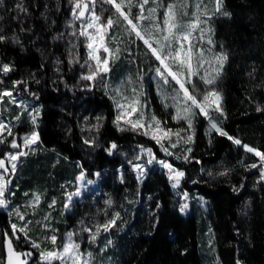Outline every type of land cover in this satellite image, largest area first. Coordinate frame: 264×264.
I'll list each match as a JSON object with an SVG mask.
<instances>
[{
  "label": "trees",
  "instance_id": "16d2710c",
  "mask_svg": "<svg viewBox=\"0 0 264 264\" xmlns=\"http://www.w3.org/2000/svg\"><path fill=\"white\" fill-rule=\"evenodd\" d=\"M20 3L3 0L1 6L0 35L7 39L0 41V59L12 67L1 77L7 88L23 81V93L43 107L38 127L42 148L29 160L32 165L28 172L17 173L13 181H19L22 189H44L43 205H47L51 196L61 192L63 182L74 177L76 166L89 175L100 171L105 176L100 185L114 196L116 208L127 218L125 226L119 224L112 229L119 231L114 264H215L214 254L208 259L199 251V242L204 244L203 222L196 211L187 216L179 212L177 197L164 171L151 168L143 183L136 178L119 180V169H124L128 179L132 174L128 164L132 156H125L124 151L132 154L145 144L160 158L165 155L155 139L130 129L121 131L114 123V99L104 82L99 81L92 90L81 88L82 68L75 62L68 63L73 0H22L26 12L17 7ZM222 11L231 15L214 16L212 37L215 50L225 51L228 56L217 83L222 93V128L228 135L208 133L207 119L199 114L189 159L182 157L179 161L171 156V160L185 172L183 189L210 202L208 216L204 214L216 233L218 264H264V181L255 182L259 172L248 171L247 164L257 158L243 147L264 152V0H223ZM14 36L19 43L12 39ZM120 43L122 54L129 60L119 65L114 77L122 76L124 87L130 88L126 75L130 70L139 88L150 86L149 99L162 127L183 124L172 118L174 109L166 107L155 92L150 73L157 63L143 41L127 36ZM77 50L79 56L86 54L84 45L79 44ZM30 130L27 123L13 128L0 146V155L11 148L12 141H18V135ZM229 136L242 144L237 145ZM89 139H94V145L85 143ZM113 143L117 148L109 154L107 149ZM225 171L227 175H220ZM108 172L114 184L106 181ZM242 184L244 187L237 191ZM129 197L133 201L127 203ZM59 205L52 213L58 245L81 212L78 204L75 214H63V201L59 200ZM0 223L7 232V213H0ZM42 230L45 234L41 223L33 224L28 235L15 243L16 249L32 253L26 256L27 264H36L40 249L53 248L44 237L39 239ZM32 241L39 242L41 248L32 247ZM204 246L214 251V235L211 248ZM7 253L1 242L3 261Z\"/></svg>",
  "mask_w": 264,
  "mask_h": 264
},
{
  "label": "rangeland",
  "instance_id": "374dc122",
  "mask_svg": "<svg viewBox=\"0 0 264 264\" xmlns=\"http://www.w3.org/2000/svg\"><path fill=\"white\" fill-rule=\"evenodd\" d=\"M77 2L78 0H73V10H72V14H71L69 24H68V27L70 30L69 34L71 37V42H70L71 52L68 53V63L71 64L75 62L76 65L82 68L83 71L80 73L81 74L80 78L82 79L83 76H87L90 74V68L94 69L95 63H96L95 60L91 59L89 56V53L91 51V49L87 47L89 43V38L87 36L80 35V32L82 30H85L86 25L91 21L93 11H95L96 15L101 17V23L106 22L107 18L109 17H112L114 20L117 21V24L114 27V29L108 34L109 37L115 34L117 37L116 42H113L110 38L106 39V44L110 49H114L116 46H119L121 49L120 42L124 43L125 39H127V36L129 35L125 29L124 22L120 20V18L117 16L115 8L112 5L105 3L104 0H95V4L92 3V0H82V4L84 2H89V10H88L87 17L85 19H82L79 15L80 10L82 8H76L75 5ZM117 2H120V0H117ZM172 2L173 0H170V1L157 0L158 4H161L164 6ZM196 2L197 0H186V3L188 4V7L186 9L188 15L180 17V21H179L180 24L183 25L188 20L191 19L192 13L195 11L194 5ZM157 3H153L152 0H149V4L146 5V9L149 7H157ZM2 4H3V0H0V10H1ZM204 4L207 5L208 11L211 13L214 8L213 4L207 0H204ZM124 10L127 12V8H125ZM137 13H138V9L136 7H133L132 16L135 17ZM163 14H164V8L159 7L157 11V16L159 17L161 21L163 19ZM214 16H212V18L208 22V27H211L212 30H213L212 22H213ZM149 23L150 22L144 23V28L146 30L149 28ZM202 27L204 26L202 25ZM86 30L92 36L96 35L95 28H90ZM182 30L183 29H178V31H182ZM73 33H75V35H73ZM132 37L136 38L134 34L130 36V38ZM198 37H199V31L193 33L192 43L194 44L195 49H198L200 47H203L205 49V57L209 61H212V57L214 54L219 53V52H225V51H216L214 48V43L212 45H209L207 43L208 34L205 35V39L203 41H200ZM211 39L213 41L212 34H211ZM96 42L98 43V40ZM79 44L84 45L85 52H86L85 55L82 54L81 56H79V52L77 50V46ZM209 48H212L211 53L207 51V49ZM97 54L101 57V59L107 56V53H105L103 49H100ZM127 59L129 60V58L126 55H123L121 51L119 59L114 60V61L110 60L109 62L110 71L108 73H101L100 75L96 77L95 80H91V81L82 79L84 81V84H82L83 86H81V88L83 90H92L94 89V87L97 85L99 81L104 82L106 89L109 91L108 94L112 96L114 99V104L116 108V117L118 114H120V111H121L120 109L117 108V102L122 103V104H127V100H125L124 98L127 97L129 100L132 99L134 95L133 89H136L138 93H141V95L139 96V100H140V104L143 105L144 107L140 108L139 111H142L144 113L145 123H146L148 118L151 117V114L147 110V107L151 110L152 115L154 114L156 116L154 112L153 104L151 103L149 99L150 90H151L150 86L145 84L143 89L139 88L138 83L134 82L135 75L130 70H128L126 74V75H129L127 79H129V82L131 84L130 88L124 87L125 81L122 76L114 77L119 65H123V63ZM156 63L157 64L155 65L154 69L150 73V80L151 81L154 80L155 82V83L153 82L155 92L157 94H160L164 103L167 104L168 106H171L175 111L172 98L175 96L176 90H178V85L174 81H171V80L169 81V84L167 85L163 84L162 80H160L156 76L155 69L157 67H161V65L159 64L157 60H156ZM4 64L5 63L0 59V67H2V65ZM213 66H215L214 62H213ZM205 69L210 73L212 72V67L205 65V68L200 70L201 74H203ZM173 70H176L175 67L173 68ZM9 72L4 73L0 71V123H3L7 126L6 129H0V132H2V135H0V146L6 138H9L11 136L9 135V130L12 133L13 128H15L16 126L23 124V123H27L31 127V130L29 132L23 133V135L17 136L18 141L16 143L21 146L20 148L12 147V142H11L10 144L11 148L4 151V153L0 155V159H3L5 161V165L8 169V171H5L4 169H0V173L4 175L5 180L10 181V183L7 186V190L5 192V199L8 202L7 207L0 206V213L5 212L8 215V223H9L8 226L9 227H8V231L5 232L2 230V227L0 225V243L2 242L3 245H5V247L7 248V241L9 238H11L12 247L13 249H15L16 241L21 240L23 236L24 237L27 236L29 233L28 231L33 224L37 225L39 223H41L43 226L45 224L48 225L47 228L44 227L45 234L46 232H49L48 236L56 235L55 226L52 222V213L60 208L59 200H61L63 201V205H62L63 214H68V213L75 214L76 206L78 204L80 205L79 208L82 212V213L80 212L79 214H76L75 220L72 223L73 226L67 229V232L64 236V241L66 240L68 233H75V235L73 236V240L77 244L80 245V251L85 253V259H88L87 253L92 254L91 259H90V264H114L115 262L114 252L117 250V244H116L117 235L116 234L119 231L112 232L113 231L112 229L118 226L119 224L122 226H125L127 224V218H126V215L123 214L122 211L116 208V202H115L114 196L110 192H107L105 189H103L102 186L100 185L102 179L105 178V176L100 171H96L93 175H89V173H87L86 170L80 168L79 166H76V173L74 177H72L71 180L68 179L67 183L63 182L62 184L63 188H61L60 190L61 192L58 195L51 196V198L48 199L47 201V205H43V201L45 197L43 195L44 189L39 188L38 186H36L35 188H31V189L29 188L22 189L19 181H17V183L13 181V179L17 176V173L19 176V175H24L25 173L28 172V170L31 168V165H32V163L29 160L35 155H37L38 152L41 151L42 146L40 142V136H39L38 142L35 145H32L30 147H25L23 142H24V137L30 136L33 131L38 132V127L40 123L39 120L43 112V107L40 104H38L37 101L34 100L32 97L23 93L22 91L23 87L21 83L16 84L15 82L17 81H15L11 88H7L6 86H4L1 75L8 74ZM146 73L147 72L145 71V74ZM220 75L217 78L214 86H206L199 79V77L194 76L192 78V83L195 85V89L193 90L192 88H190V91H192L193 95H196L197 99L200 100L202 99L203 94L206 91L210 90V87H214L215 90L218 91L222 97V93L218 89V86H217V83L220 80L219 79ZM139 80L141 81L140 77H139ZM83 81H79V84H81ZM137 89L143 90V91L140 92ZM5 92H11L12 95L11 96L3 95ZM165 97H167L168 99L165 100ZM220 107L222 109V112L216 111L214 108L208 109L209 111L208 117L201 114L198 109H193V111L195 112V115L193 117L192 129L189 132L181 133V135L182 136H186L189 134L193 135V133L195 135L196 122H197V118L199 114H201L207 119L206 130L208 133L216 131L214 129H211L212 122H215L217 126L221 130H223L222 121H221L223 117L222 100L220 102ZM37 112H38V115H37ZM32 116H36L35 123H33L32 121ZM17 117H19V119H17ZM138 118H139V112L133 113L130 116H125L121 120L119 127L123 128L124 130L125 129L132 130L131 126L128 125L125 121L128 119L135 121ZM176 122L178 123L183 122V124H179L177 126L172 125L171 127L167 125V126H164L163 128L172 129L174 131L177 129L187 128V122L185 120H180ZM133 131L144 133L143 130H133ZM148 136L152 138L151 135H148ZM89 141H90V144L94 145L95 142L91 143V141H94V139H89ZM171 143H176L175 137H173ZM164 147H167L169 149V152L171 153V155H169L168 152H165L163 148L160 146L161 152L165 155V157L163 158H160L157 155V153L152 149V147L147 146L145 144L140 145L138 151L137 152L133 151L132 154L129 153L128 151H124L125 156H130V155L132 156V159L128 162L132 174H131V177L128 179V177H126V172L124 171V169H119V180L128 182V180L136 178L137 180H139L140 183H143L144 180L147 178L148 173L151 168L153 169L159 168L162 171H164L167 174L168 180L172 184L173 192L177 197L179 212L182 215L187 216L191 214L192 212L196 211V213L198 214V218L200 217L201 221L203 222V226H204L203 231H202V239L204 240V244H206L210 248L213 244V235H214V251L212 252L210 249H207L204 246V244H202V242L200 241L199 242L200 254H202L203 258H205L204 255H206L208 259L210 258V256H212V254H214L213 258L215 256L217 260L220 261L218 247L216 243V233L212 225H211L212 227L211 229L210 224H209V219L207 217L208 212L210 210V202L206 197L196 192L183 189L182 186H183V179L185 176V172L182 169H180L178 166H176L171 160V156L176 157V159L180 161L182 160V157H184L185 155H189L190 153H187L185 150L187 148L192 149V142L186 144L183 140H181L179 143H177V146L175 148H172L170 147V142L165 140ZM147 149H151V153H152L151 156L148 154L147 151H145ZM244 150L246 153L254 155L257 158V161L247 164L248 171L257 170L259 172V174L255 177V182L264 181L260 179V176H261V168L259 167V165H261L260 158L256 156L254 153L248 152L245 148ZM21 151L27 152L28 154L26 156H20L19 159L14 162L9 160L8 158L9 154H16ZM149 159H151L152 161L151 163H148ZM160 161H164V163L166 164H171L174 169L184 172V176L180 179L179 184H176L174 186L175 182L170 179L169 169L164 167L163 164L159 163ZM12 163L16 164L15 171H12V168H11ZM137 164L141 165L142 169L135 168L134 166ZM252 164H257L258 167L251 168L250 166ZM141 171H142V175H141ZM81 172H83L84 174L82 180L78 179L81 175ZM97 173H99L98 176L96 175ZM110 175H111L110 172L106 174V181H109L110 183L114 184L115 180H112ZM89 181H91L92 183H89ZM243 187L244 185L242 184L236 189L237 191H241ZM18 191H20L21 194H18L17 193ZM77 192L79 193L78 195L75 194ZM25 194H28L26 198L24 197ZM36 194L40 195V201L38 204H34V199H35ZM70 195H71V200L69 201ZM53 200L55 201L54 205H52ZM108 201H111V204H108L107 203ZM127 201H128L127 203L132 202L133 201L132 197H129ZM185 204L187 205V207L185 208L183 212H181L180 211L181 206ZM49 205H52V206L49 207ZM65 205H67V207H65ZM117 213H119L118 218L116 217ZM45 217H48V219L45 220ZM112 219L116 220L115 225L111 227L108 231H104L101 228L98 234L96 235L95 240L91 239L92 233H89L88 231L84 230L86 228H91L92 232L95 233L97 230V226L103 225ZM199 224L201 228L202 226L201 222H199ZM12 225H16L15 230H13ZM21 228L25 229V231L21 232L20 231ZM45 234L42 230L38 234L39 239L41 237L45 238ZM200 236H201V233H200ZM17 237L19 239H17ZM48 243L51 246H53L50 242ZM60 245L56 243V245L53 246V248L59 247ZM53 248L51 249L47 248V250H52ZM42 249H45V248H42ZM42 249H40V251ZM217 260L214 261L215 264H218ZM4 262L5 261H3V259L0 256V264H4ZM37 263L45 264L44 261L40 260L39 254H38L36 264ZM53 264H60V262L54 261ZM239 264H243V263L239 262Z\"/></svg>",
  "mask_w": 264,
  "mask_h": 264
},
{
  "label": "snow or ice",
  "instance_id": "6c2138e0",
  "mask_svg": "<svg viewBox=\"0 0 264 264\" xmlns=\"http://www.w3.org/2000/svg\"><path fill=\"white\" fill-rule=\"evenodd\" d=\"M105 3L112 5L115 8L117 16L124 22L125 29L129 36L135 35L136 39L143 41L144 45L147 47L148 51L151 55L159 62L161 67H157L155 69L156 76L162 80L163 84H169V81H174L178 85V90H176L175 96L173 99V106L175 107V115L172 117L176 121L185 120L187 122V128L183 129H164L162 127V121H160L154 114L148 118L145 123V116L142 111H139L140 108L144 106L140 104L139 96L141 93H138L136 89H133V97L132 99L127 100V104H122L117 102V108L120 109V114L117 115L114 123L119 127L121 120L125 116H130L133 113L139 112V118L135 121L128 119L125 122L131 126L132 130H143L145 135H151L153 139L156 140L158 144L163 148L165 152H168L169 149L164 147V141L167 140L170 142V147L175 148L177 143L183 140L186 144L191 143L193 141V135L189 134L186 136H182L181 133L189 132L192 129L193 125V117L195 112L193 109H198L201 114L208 117L209 111L208 109H215L216 111H221L220 102L222 97L218 91L215 90L214 87H210V90L206 91L202 99L198 100L196 95H193V92L190 91V88L195 89V85L192 83V78L194 76L199 77V79L206 86H214L217 78L221 74L223 70L224 63L227 61L228 56L225 52H219L213 55L212 61H209L205 57V49L200 47L195 49L194 44L192 43L193 33L199 31L198 39L203 41L205 39V35L208 34L207 43L209 45L213 44L211 39V34L213 30L211 27H208V22L212 18V16L216 14H222L224 16H230L231 14L227 11L223 10V0H210L213 4V11L210 13L208 11L207 5L204 4V0H197L194 5L195 11L192 13V17L185 24H180V17L188 15L186 9L188 4L186 0H173L172 3L167 4L166 6L158 4L157 0H152L153 3H157V7H149L146 9V5L149 4V0H104ZM92 3L95 4V0H92ZM76 8H83L87 10L89 5L87 3L82 4V0H78L76 3ZM20 11L26 12L27 9L23 6L22 0L21 3L17 5ZM136 7L138 9V13L135 17L132 16V8ZM159 7L164 8V14L162 21L157 16V11ZM127 8V12L124 10ZM147 12V14H146ZM80 16L84 15V11L82 10L79 14ZM79 18V17H77ZM149 23V28L146 30L144 28V23ZM117 21L112 17L107 18L106 22L101 23V17L96 15L95 11L92 12V19L86 25V29L95 28L96 35L92 36L87 32V30H82L80 35L87 36L89 38V43L87 47L91 49L89 56L91 59L95 60L94 69L90 68V74L87 76H83L82 79L86 80H95L98 75L101 73H108L110 71L109 62L110 60L114 61L120 58L121 49L119 46H116L114 49H110L106 44V39H111L113 42H116L117 37L115 34L109 37V33L116 26ZM202 25L204 27H202ZM178 29H183L182 31H178ZM2 31V29H0ZM75 35V33H73ZM7 39L4 35H0V41H4ZM12 39L19 43V39L17 37H12ZM98 40V43L96 42ZM100 49H103L107 56L103 59L97 54ZM195 49V50H194ZM208 52H212V48L207 49ZM213 62L215 66H213ZM205 65L212 67V72H208L206 69L201 74V69L205 68ZM175 67L176 70H173ZM12 70V67L8 64L2 65L0 67V71L7 73ZM142 79V77H141ZM16 84L24 83L23 81H17ZM119 91V90H117ZM3 95L11 96V92H5ZM168 98L165 97V100ZM168 106L167 104L165 105ZM260 111L261 109H257ZM38 115V112H37ZM19 119V117H17ZM100 119L99 117L97 118ZM32 121L35 123L36 116H32ZM6 125L0 123V129H6ZM95 127V126H94ZM211 129L219 132L220 135L227 136L228 134L221 130L215 122L211 123ZM121 131L124 129L121 128ZM2 135V132H0ZM9 135L11 132L9 130ZM173 137L176 138V143H171ZM229 139H234L229 136ZM39 140V133L33 131L30 136L24 137V146L30 147L35 145ZM94 143V141H91ZM85 143H90V141H85ZM234 143L240 145L242 142L239 139H234ZM12 147L20 148L21 146L16 143V141H12ZM243 147L248 151L254 153L256 156L260 158L261 165V176L260 179L264 180V152H260L255 148H252L248 145H243ZM117 145L115 143L111 144V146L107 149L109 154H111L112 150L116 149ZM151 156V149L145 150ZM187 153H191V148H187L185 150ZM28 153L21 151L16 154H9L10 161H16L20 156H26ZM183 159L188 160V155H185ZM151 159L148 160V163H151ZM159 163L163 164L164 167L169 169L170 179L179 184L180 179L184 176V172L174 169L171 164H166L164 161H160ZM137 169H142L141 165L134 166ZM251 168H257V164H252ZM12 171H15L16 164H11ZM0 169H4L8 171L5 161L0 159ZM83 172L78 179H83ZM97 176L99 173L96 174ZM142 175V171H141ZM211 175V173H209ZM220 175H227V171L220 173ZM10 181L5 180V177L2 173H0V206L7 207V200L5 199V192L7 190V186ZM89 183H92L89 181ZM78 195L79 193H75ZM71 200V195L69 196V201ZM40 201V195L36 194L34 199V204H38ZM111 204V201L107 202ZM55 204L53 200L52 205ZM52 205H49L51 207ZM67 207V205H65ZM187 205L181 206L180 211L183 212ZM116 217H119V213L116 214ZM23 218V217H21ZM48 217H45L47 220ZM116 223L115 219L108 221L103 225L97 226V230L95 233L92 232L91 228L84 229L89 233H92L91 239L95 240L96 235L99 230L102 228L104 231H108L111 227H113ZM44 227H48L47 224ZM13 230L16 229V225H12ZM21 232H24L25 229L21 228ZM75 233H68L67 238L59 247H54L52 250L42 249L39 252V257L41 261H44L45 264H53L54 261H59L60 264H90L91 253H87L88 259H85V253L80 251V245L77 244L73 240V236ZM17 239H19L17 237ZM53 246L56 245L57 236L50 235L45 237ZM110 243V241H109ZM32 247L40 249V244L32 241ZM7 264H14L15 261H18L19 264H27V261L21 260L22 256H31L32 253H16L12 247L11 238L7 241ZM239 264V262H238Z\"/></svg>",
  "mask_w": 264,
  "mask_h": 264
},
{
  "label": "water",
  "instance_id": "95a60500",
  "mask_svg": "<svg viewBox=\"0 0 264 264\" xmlns=\"http://www.w3.org/2000/svg\"><path fill=\"white\" fill-rule=\"evenodd\" d=\"M84 3H87L88 5H89V2H84ZM84 11V15L83 16H80L82 19H85L86 17H87V14H88V10H89V8L87 9V10H84L83 8L80 10V12L81 11ZM14 251L16 252V253H25L23 250H19V249H14ZM8 255V254H7ZM21 260H23V261H26V256H22L21 257ZM4 264H7V256H6V260H5V263ZM14 264H19V262L18 261H15V258H14Z\"/></svg>",
  "mask_w": 264,
  "mask_h": 264
},
{
  "label": "flooded vegetation",
  "instance_id": "af4514ba",
  "mask_svg": "<svg viewBox=\"0 0 264 264\" xmlns=\"http://www.w3.org/2000/svg\"><path fill=\"white\" fill-rule=\"evenodd\" d=\"M25 253H27L25 250H23Z\"/></svg>",
  "mask_w": 264,
  "mask_h": 264
}]
</instances>
